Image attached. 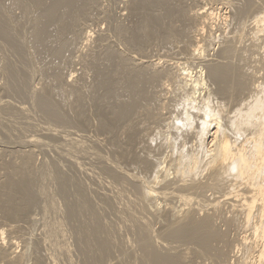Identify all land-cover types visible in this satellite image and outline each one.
Returning a JSON list of instances; mask_svg holds the SVG:
<instances>
[{
  "label": "rangeland",
  "instance_id": "obj_1",
  "mask_svg": "<svg viewBox=\"0 0 264 264\" xmlns=\"http://www.w3.org/2000/svg\"><path fill=\"white\" fill-rule=\"evenodd\" d=\"M209 115L263 126L264 0H0V264H257Z\"/></svg>",
  "mask_w": 264,
  "mask_h": 264
},
{
  "label": "bare ground",
  "instance_id": "obj_2",
  "mask_svg": "<svg viewBox=\"0 0 264 264\" xmlns=\"http://www.w3.org/2000/svg\"><path fill=\"white\" fill-rule=\"evenodd\" d=\"M203 11V10H202ZM200 12V11H199ZM204 13V12H203ZM205 15H208L209 17L210 16H212L211 14H213V12L211 11L210 13H208V12H206V13H204ZM198 16V15H197ZM204 17V16H203ZM207 18V17H206ZM210 19V18H209ZM261 20V19H260ZM258 23V22H257ZM261 23V22H260ZM259 23V24H260ZM261 33V32H260ZM256 37V36H255ZM212 40V39H211ZM213 41V40H212ZM199 45V44H198ZM198 47V46H197ZM197 47H196V49H197ZM202 47V46H201ZM199 52V51H198ZM196 55V54H195ZM200 59V58H199ZM213 65V64H212ZM212 65H210V66H212ZM218 65V64H217ZM214 66V65H213ZM217 67V66H216ZM222 67V66H221ZM220 67V68H221ZM214 68V67H213ZM212 68V69H213ZM210 69H211V67H210ZM209 69V70H210ZM211 69V70H212ZM222 70H223V68H221ZM183 71H185L184 73L183 72H181L179 75H180V79H182V81H186V82H188V83H190V81H191V78H192V71L190 70L189 71V68H186L185 67V70H183ZM214 71V70H213ZM224 71H226V70H224ZM195 72V71H194ZM222 72V71H221ZM220 72V73H221ZM196 73H198V72H196ZM211 73H213V72H211ZM211 73H209L210 75H211ZM227 74V73H226ZM178 75V74H177ZM206 75H207V73H206ZM213 75V74H212ZM216 75V74H215ZM221 75V74H220ZM194 77V76H193ZM206 77V76H205ZM219 76L217 75V78H218ZM199 78V77H198ZM208 78H210V77H208ZM212 78V80L214 79L213 78V76L211 77ZM215 78H216V76H215ZM220 78V77H219ZM212 80L210 81V82H212ZM195 81V80H194ZM196 81H197V79H196ZM207 81V80H206ZM204 79H202V78H200L199 79V81H197L198 83L195 85V87H197L196 89H200V88H204V86L206 85V83L208 82H206ZM214 81V80H213ZM192 83V82H191ZM191 83H190V85H191ZM209 83V82H208ZM186 84V83H185ZM192 87V86H191ZM190 87V88H191ZM13 88V87H12ZM184 88H185V85H184ZM194 88V87H193ZM186 89V88H185ZM196 89H195V91H196ZM14 90V89H13ZM190 90V89H189ZM202 91V90H201ZM206 92V91H205ZM212 92V91H211ZM215 94V93H214ZM209 95V94H208ZM192 97H193V95H191ZM195 96V95H194ZM211 98H212V96H210ZM210 97L209 98H207V100L209 99L210 100ZM205 99V98H204ZM194 100V99H193ZM203 100V99H202ZM201 100V101H202ZM208 100V101H209ZM213 100H215V99H213ZM196 101V100H195ZM194 101V102H195ZM205 101V100H204ZM206 102V101H205ZM204 102V103H205ZM208 103V102H207ZM206 105H208V104H206ZM205 105V106H206ZM258 106L259 105V102L257 101V102H255V104L254 105H252V106ZM202 107V106H201ZM220 107V106H219ZM200 108V107H199ZM206 108V107H205ZM208 108H210V106H208ZM217 108V107H216ZM256 108V107H255ZM204 109V108H203ZM218 109H220V108H218ZM206 110V109H205ZM211 110V109H210ZM209 110V111H210ZM199 111V110H198ZM221 112V111H220ZM189 113V112H188ZM224 113V112H223ZM218 114V113H217ZM217 114H216V116H217ZM222 114V113H221ZM190 115V114H189ZM211 115H213V114H211ZM219 115V114H218ZM187 116V115H186ZM208 116V115H207ZM210 116V115H209ZM219 116H221V115H219ZM218 116V117H219ZM225 116V115H224ZM250 116H257L256 114H251ZM188 117V116H187ZM192 117V116H191ZM211 117V116H210ZM210 117H208V118H210ZM190 118V117H189ZM188 118V119H189ZM203 118V117H202ZM214 119H212V117H211V119H210V121H208L207 122V119H206V122H203L204 124H208L207 126H208V129H207V126L205 127L206 128V130L205 131H207L206 133H204V134H206V138H208V141L210 142V143H212V142H215L216 141V139H217V137H218V140H220L219 138H222V137H220V135H218V134H220L219 133V131L221 130H219V123H218V121H219V119L221 118H219V119H216L215 117H213ZM228 118V117H227ZM1 119V118H0ZM218 120V121H215L214 122V120ZM226 119V118H225ZM263 120H262V122H264V116H263V118H262ZM181 120V119H180ZM187 120V119H186ZM190 120H191V118H190ZM4 121V120H3ZM183 121H185V119L183 120ZM221 121H222V119H221ZM226 121V120H225ZM224 121V122H225ZM228 121V120H227ZM229 122V121H228ZM188 123H190V122H188ZM188 123H186V125L188 124ZM191 123H192V121H191ZM190 123V124H191ZM197 123V122H196ZM236 123V122H235ZM234 123V124H235ZM182 124V123H181ZM223 123H221V125H222ZM228 124V123H227ZM234 124H231L232 126L234 125ZM220 125V127L222 128V126H224V125H222L221 126ZM226 125V124H225ZM231 125H230V127H231ZM237 126V128H235L236 130H237V132H238V134L240 133L241 135H243L242 137H244V135H245V137H246V140H245V143H247V145L250 147V148H252L251 149V152H250V154H246L247 153V151L245 150V146H246V144L245 143H241V145L238 147V146H234V144L236 143V141H235V143L234 144H232L231 142L232 141H234V140H229V134L230 133H232V131H231V129H230V127L228 128L227 126V128H228V130L229 131H231L230 133L229 132H225V131H223L224 133H229L227 136H228V138H227V136L225 135L224 136V139L222 140V142L220 141H218L217 140V142L219 143H217V142H215V146H216V144L218 145V146H216V148L214 149V150H211V151H214V154H211L212 156H211V158H210V163L209 164H211V166H209V167H211V169H212V167H214L215 168V166H217V165H219L220 167L221 166H224L225 167V172H224V174L222 175V173H223V171H224V169H223V171H222V173L220 174V175H222L223 177H222V179H221V177H220V175H219V173L221 172V171H219V170H217V169H222V168H217L216 169V171L218 172L217 174L219 175H217L218 177H220V179H217L218 177H216V175H215V177L216 178H214V179H216V181L218 180H220V181H223L224 180V178H226L227 179V181H228V183L230 184V182H231V180L233 181H235V180H238V184L237 185H235V187L233 188V186H232V190L234 191L232 194H230V196L229 197H231V195H233L234 193H235V195H234V197L235 196H237V198H240L241 199V201H242V205H243V209L245 210V212H248V215L250 214V213H252L253 211H254V209L256 210H258L259 212H258V214H260L261 215V217H262V222L257 226L256 225V228H255V232L256 233H260V235H262L261 237H264V129H261V128H264V123H263V126L258 130V129H256L257 128V126H256V124H254L253 122H250L249 121V119H247V117H246V119L243 121V122H239V123H237L236 124ZM2 126V125H1ZM205 126V125H204ZM192 127V126H191ZM191 127H189V128H191ZM195 127H197V126H195ZM226 128V129H227ZM231 128H233V127H231ZM177 129V128H176ZM180 129H182V127H180ZM179 128H178V131L180 130ZM226 129H224V130H226ZM204 130V129H203ZM223 130V129H222ZM221 130V131H222ZM233 130V129H232ZM236 130H233L234 131V135L235 134H237V132H236ZM50 131V130H49ZM189 131H191V130H189ZM8 132V131H7ZM67 132V131H66ZM183 133H184V131H182ZM182 132H180V134L182 133ZM236 132V133H235ZM243 132V133H242ZM1 133V132H0ZM178 133V132H177ZM185 133H187V132H185ZM184 133V134H185ZM9 134H11V133H9ZM74 134V133H73ZM179 134V133H178ZM183 134V135H184ZM202 134V133H201ZM222 134V133H221ZM71 135V134H70ZM81 135V134H80ZM188 135V134H187ZM200 135V134H199ZM207 135H208V137H207ZM218 135V136H217ZM241 135H239L240 137H241ZM222 136H223V134H222ZM232 136V135H231ZM237 136V135H236ZM2 137V136H1ZM0 137V138H1ZM8 137H9V135H8ZM19 137V136H18ZM26 137H28V136H26ZM36 137V136H35ZM73 137V136H72ZM75 137H76V135H75ZM200 137V136H199ZM205 137V136H204ZM226 137V138H225ZM13 138V137H12ZM47 138V137H46ZM74 138V137H73ZM196 138H198V137H196ZM236 138V137H235ZM235 138H233V139H235ZM3 137H2V141H3ZM57 139V138H56ZM78 139V138H77ZM201 139V138H200ZM237 139H239V137L237 138ZM50 140V139H49ZM83 140V139H82ZM176 140H177V137H176ZM241 140V139H240ZM243 140V139H242ZM1 141V140H0ZM8 141V140H7ZM48 141V140H47ZM63 141V140H62ZM198 141V140H197ZM29 142V141H28ZM36 142V141H35ZM40 142V141H39ZM83 142V141H82ZM203 142V141H202ZM209 142H207V143H209ZM67 143V142H66ZM73 143V142H72ZM76 143V142H75ZM80 143V142H79ZM180 143V142H179ZM201 143V142H200ZM210 143H209V145H210ZM58 144V143H57ZM64 144V143H63ZM70 144V143H69ZM68 144V145H69ZM199 144V143H198ZM214 144V143H213ZM212 144V145H213ZM237 144V143H236ZM67 145V146H68ZM81 145V144H80ZM84 145V144H83ZM90 145V144H89ZM96 145V144H95ZM201 145V144H200ZM233 145V146H232ZM11 146V145H10ZM47 146V145H46ZM72 146V145H71ZM76 146V145H75ZM79 146V145H78ZM203 146H205V145H203ZM202 146V147H203ZM57 147V146H56ZM55 147V148H56ZM77 147V146H76ZM92 146L90 145V147H88L89 149L91 148ZM199 147V146H198ZM61 148V147H60ZM59 148V149H60ZM80 148V147H79ZM188 148V147H187ZM211 148H212V146H211ZM210 148V149H211ZM53 149V148H52ZM58 149V150H59ZM95 149V148H94ZM196 149V148H195ZM209 149V150H210ZM248 149V148H247ZM48 150V149H47ZM64 150V149H63ZM69 150H70V148H69ZM81 150V149H80ZM83 150H85V149H83ZM92 150V149H91ZM189 150V149H188ZM206 150H207V148H206ZM243 150H245V151H243ZM57 151V150H56ZM55 151V152H56ZM74 151H75V149H74ZM87 151V150H86ZM191 151V150H190ZM210 151V153H212ZM53 152V151H52ZM188 152V151H187ZM205 152V151H204ZM244 152H246V153H244ZM82 153V152H81ZM88 153V152H87ZM190 153H192V152H190ZM52 154V153H51ZM56 154V153H55ZM64 154V153H63ZM74 154V153H73ZM78 154V153H77ZM85 154V153H84ZM205 154H206V152H205ZM209 154V153H208ZM50 155V154H49ZM87 155V154H86ZM187 155V154H186ZM193 156L194 155H196L195 153L194 154H192ZM57 156V155H56ZM88 156V155H87ZM86 156V157H87ZM197 156V155H196ZM188 157H191L190 155L188 156ZM188 157H186V159L188 158ZM44 158V157H43ZM194 158H195V156H194ZM59 159V158H58ZM190 159V158H189ZM188 159V160H189ZM198 159V158H197ZM184 161V160H183ZM187 161V160H186ZM194 161H197V160H194ZM194 161H193V163H194ZM75 162V161H74ZM167 162V161H166ZM165 162V163H166ZM171 162V161H170ZM190 162V161H189ZM188 162V163H189ZM199 162V161H198ZM202 162V161H201ZM206 162V161H205ZM83 163V162H82ZM163 163V162H162ZM181 163V162H180ZM180 163H179V165H180ZM195 163H197V162H195ZM203 163V162H202ZM168 164H169V162H168ZM183 164V163H182ZM187 164V163H186ZM207 164V163H206ZM166 165V164H165ZM193 165V164H192ZM197 165H199L198 163H197ZM201 165V164H200ZM172 166V165H171ZM191 165L189 164V167H190ZM207 166V165H206ZM182 167V166H181ZM185 167H186V165L185 166H183L182 168H184L185 169ZM263 167V168H262ZM191 168H193V167H191ZM162 169V168H161ZM176 170H178V169H176ZM215 170V169H214ZM261 170H263L262 172H261ZM163 171V170H162ZM168 171V170H167ZM191 171H192V169H191ZM208 171V170H207ZM173 172V171H172ZM178 172H179V170H178ZM192 172H194V171H192ZM192 172H189V173H192ZM198 172V171H197ZM209 172V171H208ZM215 172V171H214ZM167 173H169V172H167ZM181 173V172H180ZM186 173V172H185ZM131 174V176L133 175L132 173H130ZM158 174H159V172H158ZM157 174V175H158ZM164 174V173H163ZM187 174V173H186ZM199 174V173H198ZM214 174V173H213ZM162 175V174H161ZM171 175V174H170ZM182 175H184V173L182 174ZM181 175V176H182ZM167 176V175H166ZM175 176V175H174ZM187 176H189V175H187ZM213 176V175H212ZM225 176V177H224ZM165 177V176H164ZM191 177H193V175L191 176ZM197 177V176H196ZM199 177V176H198ZM133 178V177H132ZM172 178V177H171ZM184 178V177H183ZM189 177H187V179H188ZM205 178V177H204ZM178 179H179V177H178ZM184 179H186V178H184ZM183 179V180H184ZM213 179V178H212ZM225 179V180H226ZM166 180V179H165ZM169 180V179H168ZM173 180V179H172ZM193 180V179H192ZM155 181V180H154ZM188 181H191V180H187V182ZM215 181V180H214ZM226 181V182H227ZM171 182V181H170ZM193 181H191V183H192ZM172 183H175V182H172ZM181 183V182H180ZM186 183V182H185ZM189 183V182H188ZM188 183H187V186H188ZM194 183V182H193ZM192 183V184H193ZM234 183V182H233ZM150 184V183H149ZM151 184H152V182H151ZM196 184H198V183H196ZM196 184H194L195 186H196ZM216 185L218 184V183H215ZM235 184V183H234ZM181 185L182 186H184L182 183H181ZM191 185V184H190ZM189 185V186H190ZM193 185V187H195ZM206 185V184H205ZM208 185H210V186H212V183H208ZM208 185H206V186H208ZM215 185V186H216ZM152 186V185H151ZM163 186V185H162ZM170 186V185H169ZM173 186V185H172ZM241 186H243L244 188L242 189V191L243 190H245L244 192H241V188H239V187H241ZM184 187H186V186H184ZM198 187V186H197ZM213 187H214V183H213ZM212 187V188H213ZM229 187V186H228ZM178 188H179V186H178ZM182 188V187H181ZM180 188V189H181ZM188 188V187H187ZM186 188V189H187ZM196 188V187H195ZM194 188V189H195ZM239 188V189H238ZM155 189V188H154ZM161 189V188H160ZM184 189V188H183ZM186 189H185V191H186ZM189 189H190V187H189ZM193 189V190H194ZM211 189V188H210ZM153 190V189H152ZM175 190V189H174ZM176 190H177V188H176ZM191 190H192V186H191V189H190V194L192 193L191 192ZM198 190V189H197ZM226 190V189H225ZM156 191V190H155ZM179 191V190H178ZM196 191V190H195ZM213 191V190H212ZM161 192V191H160ZM183 192V191H182ZM208 192V191H207ZM232 192V191H231ZM148 193H150V192H148ZM153 193H156V192H153ZM159 193V192H158ZM174 193V192H173ZM184 193V192H183ZM186 193V192H185ZM188 193V192H187ZM195 193V192H194ZM198 193V192H197ZM151 194V193H150ZM200 194H202V193H200ZM207 194V193H206ZM228 194V193H227ZM153 195V194H152ZM174 195H175V193H174ZM177 195V194H176ZM184 195V194H183ZM226 195V194H225ZM179 196H180V194H179ZM191 196H193V193H192V195ZM190 195H189V197H191ZM202 196V195H201ZM227 196V195H226ZM182 198H184L186 201H188V198H186V197H183V196H181ZM180 197V198H181ZM191 198H193V197H191ZM195 198H196V196H195ZM203 198V197H202ZM205 198H208V196L206 197V195H205ZM213 198V197H212ZM218 198V197H217ZM204 199V198H203ZM208 200V199H207ZM180 201V200H179ZM192 201V200H191ZM195 201H197V199L195 200ZM212 201V200H211ZM211 201H209V202H211ZM217 201V200H216ZM219 201V200H218ZM208 202V203H209ZM214 202V201H213ZM171 204H173V203H171ZM213 204V203H212ZM186 205V204H185ZM216 205V204H215ZM218 205V204H217ZM168 206V205H167ZM208 206V205H207ZM232 206V205H231ZM240 206V205H239ZM238 206V207H239ZM192 207V206H191ZM212 207V206H211ZM183 208V207H182ZM208 209V208H207ZM256 210V211H257ZM258 217H260V216H258ZM3 233V232H2ZM65 233V232H64ZM63 235V234H62ZM63 238V237H62ZM254 243V242H253ZM263 245V246H262ZM262 245L260 246V249H259V252H258V256H257V258H256V260H257V264L258 263H260V264H264V241H263V243H262ZM251 246V245H250ZM253 246V245H252ZM251 246V247H252ZM65 247V246H64ZM248 248V247H247ZM250 248V247H249ZM56 257V256H55ZM50 261V260H49ZM56 261V260H55ZM251 264H256L255 262H254V259H253V261L251 262Z\"/></svg>",
  "mask_w": 264,
  "mask_h": 264
}]
</instances>
